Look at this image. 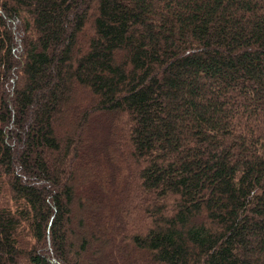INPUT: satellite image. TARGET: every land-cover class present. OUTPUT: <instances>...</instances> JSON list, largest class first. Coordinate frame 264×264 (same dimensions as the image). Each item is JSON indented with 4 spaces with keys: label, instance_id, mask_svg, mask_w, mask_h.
<instances>
[{
    "label": "trees",
    "instance_id": "obj_1",
    "mask_svg": "<svg viewBox=\"0 0 264 264\" xmlns=\"http://www.w3.org/2000/svg\"><path fill=\"white\" fill-rule=\"evenodd\" d=\"M0 264H264V0H0Z\"/></svg>",
    "mask_w": 264,
    "mask_h": 264
},
{
    "label": "rangeland",
    "instance_id": "obj_2",
    "mask_svg": "<svg viewBox=\"0 0 264 264\" xmlns=\"http://www.w3.org/2000/svg\"><path fill=\"white\" fill-rule=\"evenodd\" d=\"M80 97H81V95H80ZM135 256V255H134ZM134 259H136V258H134Z\"/></svg>",
    "mask_w": 264,
    "mask_h": 264
}]
</instances>
